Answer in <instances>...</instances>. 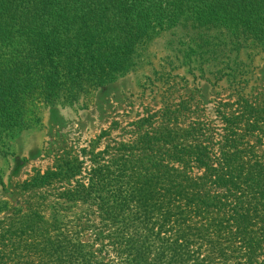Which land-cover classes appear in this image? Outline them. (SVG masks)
Masks as SVG:
<instances>
[{
    "label": "trees",
    "instance_id": "1",
    "mask_svg": "<svg viewBox=\"0 0 264 264\" xmlns=\"http://www.w3.org/2000/svg\"><path fill=\"white\" fill-rule=\"evenodd\" d=\"M179 27L215 52L264 48V0H0V154L39 106H86ZM236 104L218 131L166 110L33 170L17 185L33 201L0 199V264H264V109Z\"/></svg>",
    "mask_w": 264,
    "mask_h": 264
},
{
    "label": "rangeland",
    "instance_id": "2",
    "mask_svg": "<svg viewBox=\"0 0 264 264\" xmlns=\"http://www.w3.org/2000/svg\"><path fill=\"white\" fill-rule=\"evenodd\" d=\"M204 39L180 27L155 34L140 44L131 70L93 92L86 106H39V124L5 140L0 199L33 201L37 192L17 187L33 170L50 168L63 153L131 141L137 121L158 125L166 110L181 109L184 123H211L218 131L219 112L229 113L241 97L264 109V48L222 52L217 41L215 52Z\"/></svg>",
    "mask_w": 264,
    "mask_h": 264
}]
</instances>
